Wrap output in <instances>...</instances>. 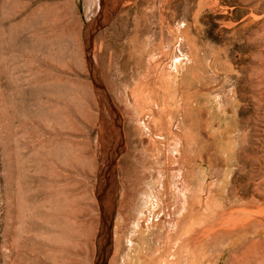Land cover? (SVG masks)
<instances>
[{"label":"rangeland","instance_id":"374dc122","mask_svg":"<svg viewBox=\"0 0 264 264\" xmlns=\"http://www.w3.org/2000/svg\"><path fill=\"white\" fill-rule=\"evenodd\" d=\"M20 227L35 264H264V0H0V264Z\"/></svg>","mask_w":264,"mask_h":264},{"label":"bare ground","instance_id":"6f19581e","mask_svg":"<svg viewBox=\"0 0 264 264\" xmlns=\"http://www.w3.org/2000/svg\"><path fill=\"white\" fill-rule=\"evenodd\" d=\"M93 3H94V1H93ZM130 150L126 155H124V157H122L120 159L119 165H118L119 171H120L121 176H122L123 189H124L126 197H128V195L130 194V190H132V187L135 186V188H136L137 186H142L144 184V180L147 178L146 173L148 172V170L150 168L156 170L155 166L157 165V164L150 165L149 161L145 160L144 158L140 160L139 158H137L136 155H134V152L132 151L133 149L131 151ZM110 160L111 161L108 162L109 163L108 166L111 170L109 172V174H110V177L112 179L111 180L109 179L110 181L104 185V192H103V197L107 198L108 200H109V197H107L108 195L106 192V188L108 186H111V185H113V187L116 186L114 175L112 173V171H113V160L112 159H110ZM161 162H162L163 166L160 169V177L159 178H160V180H162V187L164 190L162 192H157V195H158V197H160V196H162L163 193H165L168 196L169 201H170V197H171V195H170L171 192H170V188H169L170 187V181H175V183L177 185H179V182L177 181L176 170L173 167H171L172 164L174 163V160H171L170 157L167 156L164 159V161H161ZM105 179H106V177H105ZM157 184H158V181L156 182V185ZM130 187H131V189H130ZM148 187H149V190L153 191L152 185H150ZM180 187H181V184H180ZM111 192L114 193V188H112V190L110 191L109 194H111ZM123 204L125 206L126 202H124ZM127 207H129V206H127ZM98 208H100V211H101L102 208L100 205ZM32 242H33V240L28 235L26 229H24V227H20L18 229V231L15 233L14 240H13V243L10 245V248L6 249V255L4 256V259L8 262L7 264H35L37 256L34 253L35 250L33 249L34 247H33ZM99 245H100V243H99ZM40 264H46V262L41 261Z\"/></svg>","mask_w":264,"mask_h":264},{"label":"water","instance_id":"95a60500","mask_svg":"<svg viewBox=\"0 0 264 264\" xmlns=\"http://www.w3.org/2000/svg\"><path fill=\"white\" fill-rule=\"evenodd\" d=\"M90 38H91V30L85 35V39H87V40H90ZM88 50H89V44L87 45V48H86V53H88ZM88 66H89V69L91 70V61H90V59L88 58ZM96 198L98 199V200H100V198H99V194L97 193V191H96ZM100 226H101V228H100V232H102L103 233V217L101 216L100 217ZM106 228L104 227V230H105ZM108 229H109V227L107 226V231H108ZM107 244V242L106 243H102L101 244V246H100V249H99V254L97 255V257H96V261L99 259V255L102 253V250H103V248H104V246ZM105 258L106 257H103V260H102V264H105Z\"/></svg>","mask_w":264,"mask_h":264}]
</instances>
